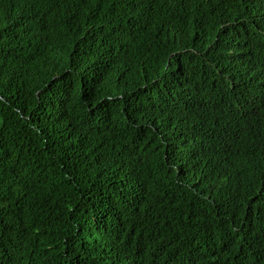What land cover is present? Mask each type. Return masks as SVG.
Returning a JSON list of instances; mask_svg holds the SVG:
<instances>
[{
	"label": "trees",
	"instance_id": "1",
	"mask_svg": "<svg viewBox=\"0 0 264 264\" xmlns=\"http://www.w3.org/2000/svg\"><path fill=\"white\" fill-rule=\"evenodd\" d=\"M0 264H264V0H0Z\"/></svg>",
	"mask_w": 264,
	"mask_h": 264
}]
</instances>
